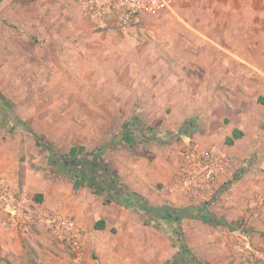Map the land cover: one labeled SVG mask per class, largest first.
Instances as JSON below:
<instances>
[{"label": "rangeland", "instance_id": "1", "mask_svg": "<svg viewBox=\"0 0 264 264\" xmlns=\"http://www.w3.org/2000/svg\"><path fill=\"white\" fill-rule=\"evenodd\" d=\"M88 2L0 5V264H264L256 157L201 198L175 182L205 117L247 108L264 133V0H174L125 28Z\"/></svg>", "mask_w": 264, "mask_h": 264}, {"label": "built area", "instance_id": "2", "mask_svg": "<svg viewBox=\"0 0 264 264\" xmlns=\"http://www.w3.org/2000/svg\"><path fill=\"white\" fill-rule=\"evenodd\" d=\"M174 0H89L86 12L104 28L111 22L125 28L143 15L156 14L173 5ZM232 159L220 152L188 145L176 174V188L192 198H201L226 177ZM7 190L0 189V206L7 200ZM12 196H10L11 198ZM11 220L16 222V215ZM19 221V220H18Z\"/></svg>", "mask_w": 264, "mask_h": 264}, {"label": "crops", "instance_id": "3", "mask_svg": "<svg viewBox=\"0 0 264 264\" xmlns=\"http://www.w3.org/2000/svg\"><path fill=\"white\" fill-rule=\"evenodd\" d=\"M10 3L11 0H2L0 5L5 7ZM262 102H264V99L258 98L255 101V105H263ZM246 109L238 113L230 111L228 115L230 122L228 124L225 120L221 121L220 119L217 122H213L210 118L205 117L200 123L198 133L193 137L199 148L217 151L233 159L232 170L228 172L226 177L233 173L234 169H237V163L248 156L256 157L259 163L257 166L259 168L264 167V133L261 129L262 124L260 125L263 118L257 120ZM235 130L241 131L243 136L234 139L233 132ZM229 139L234 141L233 144H228L227 140ZM226 177L219 182H223Z\"/></svg>", "mask_w": 264, "mask_h": 264}, {"label": "trees", "instance_id": "4", "mask_svg": "<svg viewBox=\"0 0 264 264\" xmlns=\"http://www.w3.org/2000/svg\"><path fill=\"white\" fill-rule=\"evenodd\" d=\"M0 113H2V109L0 108ZM233 136H234V139H238V138H240V137H242L243 136V133L241 132V131H238V130H235L234 132H233ZM34 137H35V139L39 142V143H41V145L43 146V148L46 150V151H48L49 153H52V155L51 156H53V157H59V159L61 158V159H64V164H65V166H69V165H73L74 163L76 164V165H81V161L77 158V157H71V158H65V157H63V154H61V153H59L56 149H54L52 146H50V145H48V144H45L43 141H42V139L39 137V136H37V135H35L34 134ZM228 141V144H233V140L232 139H229V140H227ZM71 173H72V177H78V175H75V174H73V172L71 171ZM100 176V178H101V183H102V185L104 186V187H106V188H108L107 187V185H106V182L103 180V178L104 177H111V173H109V172H105V173H103V174H101V175H99ZM114 188H118L117 187V184H114V186H113ZM37 201L38 202H42L43 201V197L42 196H38V198H37ZM140 203H142V204H145V201L143 200V199H140ZM163 214H165V215H167V217L168 216H172V215H170L169 214V212H166L165 210H163ZM169 218V217H168ZM95 229L96 230H101V229H104V222H97L96 224H95Z\"/></svg>", "mask_w": 264, "mask_h": 264}]
</instances>
